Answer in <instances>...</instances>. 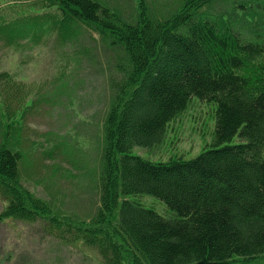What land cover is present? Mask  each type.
Returning <instances> with one entry per match:
<instances>
[{
    "label": "trees",
    "instance_id": "trees-1",
    "mask_svg": "<svg viewBox=\"0 0 264 264\" xmlns=\"http://www.w3.org/2000/svg\"><path fill=\"white\" fill-rule=\"evenodd\" d=\"M140 1L134 14L105 0L41 2L66 56L85 57L82 38L94 33L118 75L93 152L98 203L74 223L77 239L100 264H264V0H231L254 10L238 28L204 12L217 0H178L158 17L150 3L168 0ZM19 25L13 40L27 42L35 26ZM194 98L211 109L206 149L157 162L131 155L161 144ZM9 124L0 130V223L44 220L70 233L68 219L22 185Z\"/></svg>",
    "mask_w": 264,
    "mask_h": 264
},
{
    "label": "rangeland",
    "instance_id": "rangeland-1",
    "mask_svg": "<svg viewBox=\"0 0 264 264\" xmlns=\"http://www.w3.org/2000/svg\"><path fill=\"white\" fill-rule=\"evenodd\" d=\"M42 1L0 0V25L11 24L0 35V74L6 72L11 77L7 83L0 82V115L4 110L11 114L6 120L0 119V130L4 135L6 125L15 116L7 128L11 133L9 142L22 155L21 183L31 194L51 204L64 220L68 219L72 231L54 234L56 230L44 220L35 224L3 221L0 264H100L97 250L77 239L74 223L98 203L94 184L98 172L95 174L93 148L90 152L87 148L99 138L108 108L109 81L118 75L111 55L102 49L94 33L90 35L93 40L87 35L82 38L83 47L90 50L79 49L85 57L73 60L66 56L64 46L57 45L55 31L49 27H55L53 9H42L47 8ZM105 1L127 14L137 12L141 2ZM178 4V0L158 1L150 7L158 17L176 10ZM232 4L231 0H217L204 12L211 18L223 14L222 20L238 28L244 24V16L254 10L246 3L242 8ZM14 23L34 25L33 38L14 41V32L23 29ZM211 115L210 107L194 98L183 115L170 123L161 144L134 148L131 155L153 162L174 156L192 159L206 149L213 126ZM1 131L0 142L4 140ZM84 164H90L89 171L77 167ZM4 207L0 200V212Z\"/></svg>",
    "mask_w": 264,
    "mask_h": 264
}]
</instances>
